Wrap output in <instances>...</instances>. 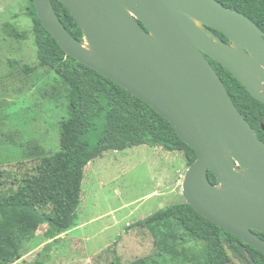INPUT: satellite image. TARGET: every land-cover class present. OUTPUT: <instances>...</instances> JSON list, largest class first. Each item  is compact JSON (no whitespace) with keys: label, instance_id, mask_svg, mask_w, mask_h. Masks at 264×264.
Here are the masks:
<instances>
[{"label":"water","instance_id":"water-1","mask_svg":"<svg viewBox=\"0 0 264 264\" xmlns=\"http://www.w3.org/2000/svg\"><path fill=\"white\" fill-rule=\"evenodd\" d=\"M60 1L77 20L84 40L66 29L52 0H34L44 27L67 54L140 97L171 123L197 154L183 179L187 202L264 252V239L255 232H264V141L209 59L264 103V30L218 0Z\"/></svg>","mask_w":264,"mask_h":264},{"label":"rangeland","instance_id":"rangeland-1","mask_svg":"<svg viewBox=\"0 0 264 264\" xmlns=\"http://www.w3.org/2000/svg\"><path fill=\"white\" fill-rule=\"evenodd\" d=\"M29 0H0V189H15L41 159L58 147L59 119L66 115L65 86L38 64ZM29 31L27 39L6 34V23ZM32 68V70H28ZM188 166L182 151L137 145L107 150L85 168L74 224L50 248L46 264H202L200 247L175 220L137 225L159 209L186 201ZM42 225L23 239L27 264L48 240ZM44 252V251H43ZM44 257L46 256L43 253ZM226 264H250L231 253Z\"/></svg>","mask_w":264,"mask_h":264},{"label":"trees","instance_id":"trees-1","mask_svg":"<svg viewBox=\"0 0 264 264\" xmlns=\"http://www.w3.org/2000/svg\"><path fill=\"white\" fill-rule=\"evenodd\" d=\"M218 1L242 12L264 30V0ZM52 3L66 29L84 40L70 10L60 0ZM26 14L32 19L39 66L52 70L65 86L66 115L59 119L56 150L43 157L15 189H0V264L16 262L23 239L42 225L46 226V238L53 241L27 264H46L50 248L74 224L86 166L105 151L137 145L182 151L188 167L197 158L195 150L180 138L171 123L144 100L67 54L42 24L34 0H29ZM4 31L16 39H27L29 35L28 30L10 22ZM213 31L229 41L221 32ZM209 59L239 111L264 141V103L252 96L227 68ZM209 177L217 182L211 171ZM168 219L179 222L196 241L203 243L199 248L202 264H226L232 252L244 256L250 264H264V252L199 214L187 200L159 209L137 225ZM255 232L264 239V232ZM129 264L148 263L146 258H140Z\"/></svg>","mask_w":264,"mask_h":264},{"label":"flooded vegetation","instance_id":"flooded-vegetation-1","mask_svg":"<svg viewBox=\"0 0 264 264\" xmlns=\"http://www.w3.org/2000/svg\"><path fill=\"white\" fill-rule=\"evenodd\" d=\"M220 37V36H219Z\"/></svg>","mask_w":264,"mask_h":264}]
</instances>
